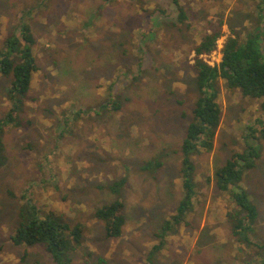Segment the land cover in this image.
<instances>
[{"label":"rangeland","instance_id":"obj_1","mask_svg":"<svg viewBox=\"0 0 264 264\" xmlns=\"http://www.w3.org/2000/svg\"><path fill=\"white\" fill-rule=\"evenodd\" d=\"M260 14L264 0H0V52L27 24L38 65L22 124L3 135L0 264H54L44 246L11 238L27 199L83 224L71 264H264V142L246 137V127L258 128L264 114L259 99L224 79L213 149L192 156L198 194L189 223L149 259L183 197L181 145L198 98L195 48L221 29L216 48L200 55L219 64L227 38L245 37ZM11 82L0 72V118L11 106ZM247 141L262 156L243 176L259 209L246 242L233 233L227 214L235 205L214 172ZM118 198L126 223L120 237L109 238L95 213Z\"/></svg>","mask_w":264,"mask_h":264},{"label":"trees","instance_id":"obj_2","mask_svg":"<svg viewBox=\"0 0 264 264\" xmlns=\"http://www.w3.org/2000/svg\"><path fill=\"white\" fill-rule=\"evenodd\" d=\"M180 9L183 8L180 7ZM259 16V23L245 37L240 32H233L227 38L222 61L219 64L210 65L200 58V55L216 48L217 41L222 35L221 29L207 34L195 48L198 98L186 137L181 145L180 174L183 197L175 213L166 220L162 231L157 234L158 243L150 252V260L165 245L169 234L178 232L182 225L189 223L188 216L195 206L198 194L195 179L196 165L192 156L202 149L209 151L213 149L222 118L219 80L224 79L229 88L240 90L245 97L259 99L264 114V14ZM34 44L35 37L31 27L23 24L20 26V34L11 35L6 40L5 50L0 52V72L12 76L9 91L11 106L4 117L0 118V168L7 161L3 135L7 127L22 124L20 113L23 111L25 97L32 86L34 73L38 70ZM113 103L115 109L120 107L119 103ZM258 125V128L252 125L247 126L246 137L264 142V119L260 118ZM261 156V147L252 141H247L243 151L234 153L214 172L217 188L227 193L234 202L233 210L227 215L234 235L239 236L241 241L250 240L247 234L253 230L259 218L257 204L243 187V176L246 170L256 167ZM147 164L151 165V162ZM147 164L144 168H148ZM159 165L161 164L157 162V166ZM125 183L126 180L123 178L111 188L118 193ZM124 207L125 203L118 198L96 210L95 215L105 223L106 235L109 238H118L123 234L126 223ZM20 216L21 221L11 236L15 244L42 245L51 255L54 264H71L72 252L83 241L82 223L73 225L56 211H42L30 199L25 200L21 205ZM151 262L153 263V260ZM100 264H106V261L101 259Z\"/></svg>","mask_w":264,"mask_h":264},{"label":"built area","instance_id":"obj_3","mask_svg":"<svg viewBox=\"0 0 264 264\" xmlns=\"http://www.w3.org/2000/svg\"><path fill=\"white\" fill-rule=\"evenodd\" d=\"M224 48V47H223ZM222 54H223V51H222ZM208 63V62H207ZM212 65V64H211Z\"/></svg>","mask_w":264,"mask_h":264}]
</instances>
